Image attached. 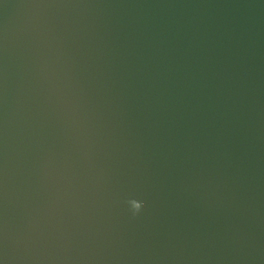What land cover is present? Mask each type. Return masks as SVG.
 <instances>
[{
	"label": "water",
	"instance_id": "obj_1",
	"mask_svg": "<svg viewBox=\"0 0 264 264\" xmlns=\"http://www.w3.org/2000/svg\"><path fill=\"white\" fill-rule=\"evenodd\" d=\"M0 264H264V0H0Z\"/></svg>",
	"mask_w": 264,
	"mask_h": 264
},
{
	"label": "clouds",
	"instance_id": "obj_2",
	"mask_svg": "<svg viewBox=\"0 0 264 264\" xmlns=\"http://www.w3.org/2000/svg\"><path fill=\"white\" fill-rule=\"evenodd\" d=\"M126 203L128 204L129 210H130L133 217L139 215V213L141 212V210L144 207V201L137 200L135 198H131V199L127 200Z\"/></svg>",
	"mask_w": 264,
	"mask_h": 264
}]
</instances>
